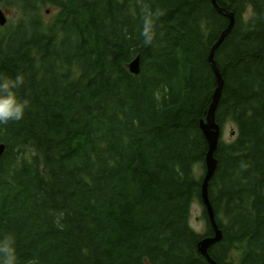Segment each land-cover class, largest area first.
I'll return each instance as SVG.
<instances>
[{"label": "trees", "instance_id": "1", "mask_svg": "<svg viewBox=\"0 0 264 264\" xmlns=\"http://www.w3.org/2000/svg\"><path fill=\"white\" fill-rule=\"evenodd\" d=\"M216 3L234 24L214 54L215 120L236 137L214 153L208 196L222 239L209 255L264 264V0ZM0 7L15 17L0 27V76H22L16 92L29 102L0 124V247L10 238L14 264H209L197 247L213 235L200 122L217 86L208 54L228 18L211 0ZM193 203L204 234L189 224Z\"/></svg>", "mask_w": 264, "mask_h": 264}, {"label": "water", "instance_id": "2", "mask_svg": "<svg viewBox=\"0 0 264 264\" xmlns=\"http://www.w3.org/2000/svg\"><path fill=\"white\" fill-rule=\"evenodd\" d=\"M213 8L221 15L228 18V26L227 28L222 31V33L219 35L217 41L213 44L211 47L209 54H208V63L215 75L216 78V89L213 93L212 102L208 108L207 115L205 121L200 122V128L204 134V137L207 142V153L205 157V171L204 176L202 178V184H201V193L200 197L202 200V204L204 205L209 225L212 228L213 235L212 236H206L202 237L198 243V252L206 259V261L209 264H217L209 255V249L210 247L219 242L222 239V231L219 229L217 222L215 220V214L214 210L212 208V205L209 201L208 196V185L210 179L213 177L216 168H217V160L214 157V153L217 149L218 142L222 136V130L221 127L216 123L215 120V112L219 103L220 95L223 88V79L221 77V74L216 66V63L214 61V54L215 51L218 49V47L222 44L225 37L229 34L231 31L233 24H234V16L232 13L227 11L224 8H221L217 5L216 0H211ZM7 17L2 9L0 7V27H4L7 24ZM128 70L129 72L137 76L140 73V59L139 57H135L129 64H128ZM5 145L0 143V159L4 153Z\"/></svg>", "mask_w": 264, "mask_h": 264}, {"label": "clouds", "instance_id": "3", "mask_svg": "<svg viewBox=\"0 0 264 264\" xmlns=\"http://www.w3.org/2000/svg\"><path fill=\"white\" fill-rule=\"evenodd\" d=\"M141 35L145 43H151L153 39L152 25L146 21ZM23 84V77L16 76L14 79L7 76H0V124L9 121H19L23 118L25 110L29 106L27 100H21L16 90ZM11 240L6 239L0 247V264H14V252L10 247Z\"/></svg>", "mask_w": 264, "mask_h": 264}, {"label": "rangeland", "instance_id": "4", "mask_svg": "<svg viewBox=\"0 0 264 264\" xmlns=\"http://www.w3.org/2000/svg\"><path fill=\"white\" fill-rule=\"evenodd\" d=\"M3 10L8 20L10 19L13 20L15 18L13 11H8L5 9ZM48 15L49 14H46L45 16H48ZM235 137H236V129L234 125L230 122H227L224 125L223 130H222V136H221L222 141L229 143L233 141ZM195 172H196V175L199 174L197 169ZM189 224L195 232L199 234H204L206 225L202 218V207L198 205L197 203H193L192 206L190 207Z\"/></svg>", "mask_w": 264, "mask_h": 264}]
</instances>
